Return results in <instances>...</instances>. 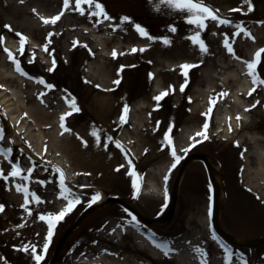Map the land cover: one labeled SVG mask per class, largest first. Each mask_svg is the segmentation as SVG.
Returning a JSON list of instances; mask_svg holds the SVG:
<instances>
[{"label":"rangeland","instance_id":"1","mask_svg":"<svg viewBox=\"0 0 264 264\" xmlns=\"http://www.w3.org/2000/svg\"><path fill=\"white\" fill-rule=\"evenodd\" d=\"M102 2L115 19L96 23V17L88 18L66 10L53 25L45 24L40 17L55 15L61 10L63 0H0V35L3 37L0 42V79L3 78L0 80L3 85L0 87V125L5 130L0 146L17 139L13 129L20 124L18 134L23 135L26 130L27 137L36 141L37 147L43 141L42 145H50L54 154L38 156L22 146L26 152L20 162H29L36 170L35 175L23 174V177H32L24 180L34 182L37 195L42 197L41 201L32 200L35 203L28 204L33 209L32 214L20 206L24 201L11 199L5 195V187H0V204L4 205L0 211V257H3L0 264H34L30 250H23L26 244H35L37 251H42L48 224L39 218V213L59 211L67 203L59 196L58 168L64 172L65 183L81 194V201L57 223L41 264H48L60 237L89 206L86 201L95 191H100L105 201L111 197L122 199L133 211L115 202H105L88 212L62 240L54 264H87L80 260L94 258L101 251L106 253L107 260L116 258L121 264L126 257L132 264H176L177 259L186 258L182 254L188 250H196V264H202V259L207 264H237V261L244 264L245 260L247 264H264V243L244 245L246 249H242L219 234L212 223V203L213 198H217V222L224 233L240 240L264 235V173L258 175L259 167L254 160H246L250 150L259 146L253 142L256 137L260 139L259 149H264V84L257 83L249 95L253 82L247 73L244 83L248 90L244 97L254 106L239 112L247 122L218 123L217 116L227 114L229 106L224 103L214 106L210 116L204 115L214 91L232 86L227 80L234 71L233 64L246 63L245 58L253 59L256 50L264 46V24L260 23L264 21V0H252L251 11L247 10L245 0H206L218 9V15L233 21L219 24L209 18L207 27L200 30L208 45L207 52H202L189 38L196 26L186 22L183 13L167 4L155 7L159 0ZM241 8L245 11H240ZM123 15L131 16L132 21H121L119 18ZM237 22H242L252 35L246 36L243 31L233 35ZM117 23L121 26L113 28ZM134 23H140L152 35H167L172 42L164 44L162 40L141 36ZM171 24L177 25V31L169 29ZM18 32L28 37L23 54L19 53ZM49 32H53V36L45 51L43 44L49 39ZM225 38L230 39L235 55L227 51ZM5 45L21 60L28 76L18 72L12 60L4 61L3 55L8 52L1 47ZM144 45L150 47L139 51ZM133 46L137 51L130 50ZM185 61L195 64L189 69L188 77L180 71ZM198 61L200 63H196ZM257 72L264 78V53H261ZM149 73L154 76L150 77ZM35 76H42L55 85L44 93L43 101L30 88L11 79L30 82ZM185 79L188 83L181 91L180 85ZM165 89L168 93L156 101L154 97ZM68 94L76 97L80 110L66 116L65 127H62L60 115L70 111L64 99ZM124 104L129 106L127 113H124ZM121 115L125 116L124 123L120 122ZM206 120L209 128L204 139L195 133ZM170 124L173 125L170 135L181 159L169 172L174 161L172 145H162V138ZM229 124L238 129L229 130ZM93 127L99 129L100 144L92 134ZM69 128L71 131L67 130ZM109 135L112 140H107ZM193 139L200 142L185 153L184 149ZM116 140L123 147L117 146ZM105 143L107 148L103 146ZM126 150H129L128 156H125ZM194 153L208 159L209 171L201 159L186 162ZM57 161L68 166L64 168ZM182 162L187 164L177 183L175 207L171 216L164 218ZM118 164L123 167L117 169ZM163 166V178L168 176L167 181L164 180L166 185L155 189L159 175L154 176L151 170ZM132 167L142 177L136 195L133 194L137 190L132 187ZM262 169L264 172V165ZM146 186L147 192H142ZM132 214L139 224L129 222ZM115 224L120 226V232L111 231L109 226ZM153 240L157 243H152ZM144 241L148 247H143ZM160 243H167L169 250L166 252L159 247ZM199 249L204 250L206 256ZM225 251L231 255V261L224 260Z\"/></svg>","mask_w":264,"mask_h":264},{"label":"snow or ice","instance_id":"2","mask_svg":"<svg viewBox=\"0 0 264 264\" xmlns=\"http://www.w3.org/2000/svg\"><path fill=\"white\" fill-rule=\"evenodd\" d=\"M245 2L247 3V10L251 11L253 8V4H252V0H245ZM160 4H167L169 5L171 8L179 10L180 13H183V19L188 22L191 25H195L196 29L192 30L190 33V40L194 45H198L199 49L202 52H207L208 51V45L206 44L205 40L201 37V31L207 27V22L209 20V18H211L212 20H214L215 22L219 23V24H232L233 21L230 19H227L225 17H222L220 15H218V9H214L212 5H210L209 3L206 2V0H159V3L155 5V7H159ZM68 10V11H74V12H78L80 15H86L88 18H93L96 17V23H100L101 20L103 19H107V20H113L115 19L113 16H111L109 14V12L106 10V6L105 4L102 2V0H63V5L62 8L59 12H57L55 15L52 16H41L40 18L43 20V22L45 24L51 23V24H56V22L60 19V17L64 14V12ZM240 11H245V9L241 8L239 9ZM33 11L35 12L36 10L33 9ZM39 15V13H37ZM121 21H132V17L129 15H123L119 18ZM260 23L264 24V21H260ZM121 25L119 23L117 24H113V28H119ZM5 27L10 28L11 29V25H5ZM134 27L135 29L139 32V34L141 36L144 37H149L151 40H162L164 44H170L172 41L170 39L169 36L164 35V36H155L152 35L147 29L146 27H144L143 25H141L140 23H134ZM169 29L173 32L177 31V25L175 24H171L168 25ZM241 31H243L244 35L246 36H251V32L245 28L243 26L242 22H237L236 24V32L233 33V35H237L239 34ZM17 35L20 37L19 39V53L23 54L24 50H25V44L28 40V37L22 33V32H18ZM49 39L43 44V48L45 49V51H47L49 49V44L51 43V37L53 36V32H49L48 34ZM253 39H255V37H252ZM3 37L2 35H0V42H2ZM224 45L227 48V51L229 53H232L233 55H235V49L232 46V43L230 42L229 38H225L223 40ZM150 47V45H144L143 47L139 48V51H144L145 48ZM6 52H8V59L12 60L14 62V66L15 69L22 73L25 76H28L29 73L25 70V68L22 66L21 64V60L18 58V56L12 52L11 49H8L5 47L4 49ZM131 51H137V48L135 46H133L131 49ZM261 53H264V46L258 48L256 50V52L254 53V58L253 59H249L246 60V65H247V71L248 73L251 75L252 77V82H253V87L251 89H249V95H251L252 91L255 90V87L257 85V83H261L264 84V78H261V76L258 74L257 72V65L260 63L261 61ZM112 55L115 57L117 55V51L114 49L112 51ZM33 58H35V52L32 53ZM240 59H244L243 57H240ZM31 62V61H30ZM196 63H200L199 61ZM55 57H53V67L52 70L55 69ZM195 64L193 62H188L185 61L182 63V65L180 66V71L183 73V75L185 77H188L189 75V69H191L192 67H194ZM149 76H154V73H149ZM35 80H38L40 83L45 84L47 89H52L55 87L54 84L52 83H48L44 77L42 76H35L32 77ZM119 81H116V83H118ZM188 83L187 79H185L184 83H182L180 85L181 91H183L185 85ZM0 87H3V85H0ZM99 87V85H98ZM172 90H174V86H172ZM168 93V89H165L163 91H161L157 96L154 97V99L156 101H160L162 97H164L166 94ZM226 92H223V95H226ZM43 92L38 93V96L41 98V100L43 101ZM219 94H217V98H218ZM64 99L66 100V102L68 103V105H70V111L69 112H63L60 115V122H61V126L65 127V117L70 115L71 112H75V111H79L80 108L78 106V104L76 103V97L75 96H71L70 94L65 95ZM189 99H191V97H189ZM210 99V105L208 108V111L206 113H204L205 116H210L212 113V109L214 107V105L216 104V99L213 98L212 96L209 97ZM257 103H259V101H257ZM254 105H249V107H253ZM156 107H159V104L156 105ZM123 110L124 113H127L129 110V106L127 104H124L123 106ZM27 115V114H25ZM239 114H237V119H239ZM120 122L124 123L125 122V116L121 115L120 116ZM157 126H159V122H157ZM173 125L170 124L168 127V130H166L163 133V138H162V145H172L171 148V156L174 157V161L171 165V167L169 168V172L171 171L172 168L176 167V163H178L181 159V157L177 154V150L176 147L174 145L173 142V137L170 135L171 129H172ZM209 128V122L206 120L202 126V129L195 133L196 136H200L204 139H207V129ZM68 131H71V129H67ZM229 130H231V125L229 124ZM4 134H5V130L3 125H0V140L4 139ZM92 134L95 137L96 143L100 144V136H99V129H97L96 127L92 128ZM80 134L77 133V136H79ZM80 139L83 141L84 144H87L88 141L86 139H84V137H80ZM113 137L111 135L107 136V140H112ZM199 140H192V143H190L187 148L184 149L185 153L187 152V150L189 148H191L193 146V144L199 143ZM116 145L119 147H123V145L121 144V142L119 140L115 141ZM236 143H239L238 141ZM105 148L108 147V144L105 143L103 145ZM30 147V145H29ZM45 150H46V146H45ZM0 152H3L6 156L10 155L13 152V149L11 147L8 148H3L0 147ZM145 152H147V149H145ZM129 155V150L125 151V156ZM128 163L129 165L132 164L131 159H128ZM123 167V165H117V169ZM58 168V166H57ZM24 171V169H22L20 167V160L19 158H17L15 160L14 163L11 164V170L7 172V174H5V169L0 167V177H3L4 180H8L9 176L11 177H20L21 173ZM58 171L60 172V178H59V187H60V191H59V196L64 197L67 200V203L59 209V211H48V212H40L39 213V218L42 220H46L47 224H48V229H47V233H46V239L43 242L42 245V251H37V245L35 244H26L23 245V250L25 252L29 251L32 254V259L34 261V264H41V261L44 260L45 258V254L47 253V250L49 248V244L51 242V239L53 237L54 234V230L56 228L57 223L60 220H63L65 215L69 212L72 211V209L81 201V194H78L76 192H74L66 183H65V175L62 169L58 168ZM27 172L29 174H31L33 172V168L29 167L27 168ZM131 175L133 177L132 179V187L134 190V195L137 194L138 189L140 187V183L142 181V177L140 176L139 173L136 172L135 168L132 167L130 169ZM25 180L27 179H31V176H24L23 177ZM38 179V178H37ZM168 176L165 175L164 176V180L167 181ZM44 183H46V181H42ZM83 187V186H81ZM209 187H211V185H209ZM16 188L18 191H21L23 193V198H24V203L21 204L20 206L22 208H26L27 212L29 214H32L33 209L31 207H28V204L31 202V200H34L36 202L41 201L42 197L37 195V193L35 191H30L29 187L27 184H21V183H17L16 184ZM101 192L100 191H95L92 196L91 199H88L86 201V203L88 205L93 204L95 201H98L101 199ZM31 197V200H30ZM4 208L3 204H0V210H2ZM209 212H211V209H209ZM130 223L135 222L136 224H139V220L137 219V217L132 214L131 215V220L129 221ZM213 235H215V233H213ZM152 243L156 244L157 241L153 240ZM159 247L163 248L166 252L169 250V246L167 243H160L158 245ZM13 247H19L17 245H14ZM199 251H201L203 256H206V253H204V250L199 249ZM0 259H3V257H0ZM232 257L231 255L225 251L224 254V260L226 262L231 261ZM202 264H207L205 259H202ZM237 264H239V261H237ZM244 264H247V261H244Z\"/></svg>","mask_w":264,"mask_h":264},{"label":"bare ground","instance_id":"3","mask_svg":"<svg viewBox=\"0 0 264 264\" xmlns=\"http://www.w3.org/2000/svg\"><path fill=\"white\" fill-rule=\"evenodd\" d=\"M5 47L8 48V46H6V45L1 47V48H5ZM8 49H10V48H8ZM12 52H13V50H12ZM3 59L6 62V60H8V54L6 56L3 55ZM245 60H247V58H245ZM246 67H247V65L244 62L234 63L233 64V70L234 71L232 72L231 75L228 76V80H227L229 82L231 81V83L229 85H232V86L230 88H225V89L223 88V90H220V91L216 90L212 94L213 95L212 97L216 99V104L214 106H217V105L222 104V103L229 106V107H227L228 108V110L226 111L227 114H221L219 112L220 116L218 115L216 118L218 123H223V122H225V123L226 122L236 123L237 120H243L244 122H247V120L243 119L239 113L242 109H246L250 105V102L247 101L246 98L244 97V95L247 94V90H248V87L245 86V83H244V81L247 80L246 75L248 73V72H246L247 71ZM11 79L13 81H16L21 86H26V87L30 88V90H32L36 94V96H38V93H40V92H43V93L48 92V89H46L44 87V85L42 83H40L39 81L34 80V81L27 82V81L18 80L16 78H11ZM212 79H213V76H212ZM0 80L3 81V78H1ZM0 90H2V89L0 88ZM223 92H227V94L224 97H221V99L217 98V94H219L218 97H220V96H223ZM36 110H37V108H36ZM236 111H237V114H239V117H240L239 119H237V114L235 113ZM113 124H115V123H113ZM237 127L238 126H235V127L233 126V127H231V129L237 130L238 129ZM13 130L16 132L17 139L12 141L8 145L0 146L3 148L11 147L13 149V152L7 156L3 152H0V167L5 169V174H7V172L11 170V164L14 163L17 158L20 159L22 154L24 152H26V148L22 147L23 145H25L30 152L35 151V153L38 154V156L41 155V156H49L50 157V156L54 155L52 153L53 150L51 149L50 145L47 144L46 150H45V147H44L45 145L44 146L42 145V144H44L43 141H40V143H39L40 145L37 147L36 141L27 137L26 130H23L24 136L18 134V130H21L20 124L19 125L17 124L16 129H13ZM22 136L24 137V139ZM261 138H263V137H261ZM259 141H260V139L258 136L255 138V140L253 142L259 146H258V148L256 146L253 148V150H250L251 154L249 153L246 155V160L248 162V160L253 159L256 167L257 168L259 167V169L257 170L258 171L257 173H258V175H261L264 173L263 169H262V167L264 165V149L263 150L261 148L259 149V147H261ZM24 142L26 144H23ZM29 145H30V147H29ZM34 160H35V158H34ZM58 161H57V163H61V165L64 168H66V166H68V163H62V162H58ZM23 163L20 162V167L22 169H24V171L21 173L20 177L14 178V177L9 176L8 180H4L3 177H0V187L1 186L5 187L4 188L5 189V195L10 197L11 199L17 201V202L24 201L23 193L21 191H18L16 188L17 183L27 184V185L30 183V185H28L29 190L35 191V192L37 190V185L34 182L25 181L23 178V174H29L27 172V168H29V167L33 168V172L30 175H35L36 174L35 168L32 166L31 163L29 164V162L23 161ZM151 171L153 172L152 174L154 176L159 175V177L157 178V180L154 184V186L156 187L155 189H157L158 187H161L163 185L165 186L166 183H165L163 175H162L164 172V166L152 169ZM147 188L148 187L146 186V188L144 190H142V192H144V191L147 192ZM150 190L153 191L152 189H150ZM156 195H157V193H156ZM171 198H172V196H171ZM30 200H31V197H30ZM102 200H103V198L98 200V202L102 201ZM30 203L34 204L35 202H33L31 200ZM109 227H110L111 231L120 232V228H119L120 226H118L117 224L111 225ZM144 245H143V247H148L146 241H144ZM149 251H151V249ZM105 254H106L105 252L101 251L94 258L81 259L80 261L87 263V264H121V263L116 261V258L107 260ZM182 255H183V257H186V258L177 259V261H175L176 264H196L197 263L196 259H198V254H197L196 250H188L187 253L182 254ZM129 260L130 259L128 257H126L125 260H123L122 264H132Z\"/></svg>","mask_w":264,"mask_h":264},{"label":"water","instance_id":"4","mask_svg":"<svg viewBox=\"0 0 264 264\" xmlns=\"http://www.w3.org/2000/svg\"><path fill=\"white\" fill-rule=\"evenodd\" d=\"M193 157H196V158H200V159H202L204 162H205V164H206V166H207V169H208V171H209V167H208V163H207V158L204 156V155H202V154H200V153H196V154H193L192 156H190L189 157V159L188 160H186V162H188L191 158H193ZM186 162L185 163H183V166H184V164H186ZM179 174H180V172H179ZM177 181H178V176H177V178H176V180H175V182H174V185H173V188H172V191H171V196H172V202H171V206H170V208H169V210L167 211V213L164 215V218H168L171 214H172V212H173V210H174V206H175V200H176V185H177ZM108 201H112V202H117V203H120V204H122V205H125V206H127L128 208H131L132 209V207L129 205V204H127L125 201H123L122 199H119V198H117V197H111L110 199H108L107 201H100V202H98V203H95V204H93V205H90L87 209H85L83 212H81L80 213V215L76 218V220H75V222L65 231V233L60 237V239H59V241H58V243H57V246H56V249H55V251H54V253L52 254V256H51V259H50V261H49V263L48 264H54V261H55V259H56V254H57V252H58V250H59V247H60V244H61V242H62V240L64 239V237L67 235V233L89 212V211H91V210H93V209H95V208H97V207H99V206H101L104 202H108ZM214 220H215V226H216V228L220 231V233L223 235V236H225L227 239H229L230 241H232L233 243H244V244H247V245H256V244H259V243H263L264 242V235H262V236H259V237H257V238H255V239H252V240H247V241H236V240H233L230 236H228V235H226L225 233H223L220 229H219V227H218V225H217V223H216V198H215V204H214Z\"/></svg>","mask_w":264,"mask_h":264},{"label":"trees","instance_id":"5","mask_svg":"<svg viewBox=\"0 0 264 264\" xmlns=\"http://www.w3.org/2000/svg\"><path fill=\"white\" fill-rule=\"evenodd\" d=\"M244 249V247H242Z\"/></svg>","mask_w":264,"mask_h":264}]
</instances>
